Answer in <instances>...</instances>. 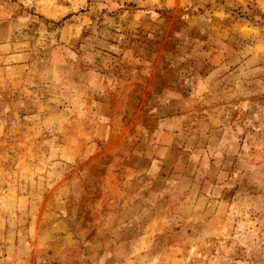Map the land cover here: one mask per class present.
Segmentation results:
<instances>
[{
  "label": "rangeland",
  "instance_id": "obj_1",
  "mask_svg": "<svg viewBox=\"0 0 264 264\" xmlns=\"http://www.w3.org/2000/svg\"><path fill=\"white\" fill-rule=\"evenodd\" d=\"M5 40L0 264H264V0H0Z\"/></svg>",
  "mask_w": 264,
  "mask_h": 264
},
{
  "label": "crops",
  "instance_id": "obj_2",
  "mask_svg": "<svg viewBox=\"0 0 264 264\" xmlns=\"http://www.w3.org/2000/svg\"><path fill=\"white\" fill-rule=\"evenodd\" d=\"M22 45L23 44H19L14 40H8V41L5 40L0 42V82H1L0 85H4L5 83L7 85L15 84L16 80H19V78L34 71V66L32 64V55L29 52L21 49L20 47ZM38 70L39 67L37 68V71ZM169 94L174 95V92H169ZM172 95H168L171 96V98H167V100L170 101V103L174 101ZM189 116H190L189 111L187 110L185 111L183 109L181 113L178 111L176 114L175 113L172 114L171 117L168 116L169 117L168 119L163 118L161 122L163 126L168 128V132H166L167 134H172V132L175 131L181 133L185 127L184 120L186 119V117ZM165 124H167L168 126H166ZM125 177H127L126 174L120 175L118 173L117 182L110 181V184L114 185L113 187L115 191L113 192L114 195L118 192L120 204L123 202V200L126 201V198L128 196V192L122 190L123 184L127 183V178ZM120 179H123L124 182L120 181ZM132 207H137V203L133 201L129 202L128 204L129 210H126L125 213L129 212L131 214ZM124 209L127 208L124 207ZM60 245L65 246V243L63 242Z\"/></svg>",
  "mask_w": 264,
  "mask_h": 264
}]
</instances>
